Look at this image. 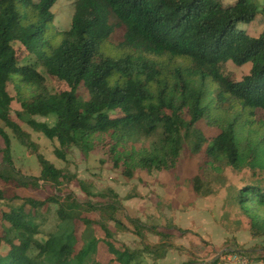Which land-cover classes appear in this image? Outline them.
<instances>
[{
  "label": "trees",
  "instance_id": "obj_1",
  "mask_svg": "<svg viewBox=\"0 0 264 264\" xmlns=\"http://www.w3.org/2000/svg\"><path fill=\"white\" fill-rule=\"evenodd\" d=\"M58 1L0 0V121L40 167L36 177L15 168L11 140L0 127V181L13 189L48 188L53 197L26 201L33 207L58 205L60 221L42 243L35 238L37 217L22 208L2 211L0 264H100L98 238L81 231L78 245L81 224L101 228L114 257L109 264H139L143 254L162 259L174 248L173 232L181 236L187 231L129 219L132 233L145 241L142 251L114 245L107 223L120 224L116 213L123 206L117 195L110 192V201L93 202L79 200L68 190L62 193L64 186L82 183L38 153L29 134L10 117L14 100L21 108L18 117L27 114L25 122L32 130L58 142L54 155L64 162L68 148L85 156L99 149L115 169L121 168L123 177L132 179L136 170H173L185 138L193 155L203 159L205 180H192L194 192L202 197L214 193L206 183L225 181L226 168H249L253 179L236 192L235 201L252 238H263L264 122H257L254 113L264 110V31L252 37L242 28L259 15L253 1L224 5L219 0H75L70 28L48 34L54 19L51 8ZM117 28L123 34L113 44L109 39ZM227 63L251 68L241 80L230 79L220 73ZM38 67L54 73L67 88L50 93ZM80 88L89 99L80 97ZM35 116L53 124L38 122ZM200 122L219 133L206 138ZM153 135L157 138L148 144L146 139ZM18 197L12 194L9 201ZM5 199L0 191V201ZM92 211L98 212L97 220L82 214ZM146 233L164 241L148 244ZM3 245L9 248L4 254ZM237 250L264 258V248L252 251L238 245Z\"/></svg>",
  "mask_w": 264,
  "mask_h": 264
},
{
  "label": "rangeland",
  "instance_id": "obj_2",
  "mask_svg": "<svg viewBox=\"0 0 264 264\" xmlns=\"http://www.w3.org/2000/svg\"><path fill=\"white\" fill-rule=\"evenodd\" d=\"M38 1L33 0L34 3ZM74 1L59 0L51 8L54 19L52 26L48 28V34H51L53 30L67 31L70 28L74 13ZM219 1L224 5H229L236 0ZM252 1L257 6L259 15L252 23L243 25L242 28L248 35L258 37L264 31V0ZM122 34L123 30L117 28L110 36V42L116 44L121 40ZM15 48L19 52L20 47L15 46ZM26 61L31 60L26 59ZM23 63L24 59L21 61V64ZM250 68V64L236 67L227 63L221 66L220 73L230 79L241 80L244 75L249 73ZM37 69L45 77L50 93L54 94L67 88L66 83L59 80L51 71L42 67ZM7 90L11 96L15 95L12 85H8ZM79 93L83 100L89 99L83 88L79 89ZM17 112H21V108L14 100L11 103L10 117L29 134L30 140L38 147V153L56 168L74 174L77 181L82 183L73 182V185L64 186L62 193L71 191L79 200H92L93 202L110 201L112 199L110 192L117 195L118 202L123 206V209H119L116 213V219L120 224L107 223L112 235L111 242L114 245L124 246L138 252L142 251L145 241L142 242L132 233L133 229L128 222L129 219H138L146 226L161 228L174 226L181 230H187L181 236L172 231L175 234L172 239L174 248L167 251L162 259H156L153 257L154 255L143 254L137 260L139 264H227L226 261L218 259L219 254H234L238 252V245L243 249L245 246L257 250L264 248V237L252 238L247 219L235 201L236 192L253 179L249 168H245L241 172L226 168L223 183L218 181L206 183V187L211 188L214 193L207 197L198 196L193 190L192 180L196 176L205 180L203 159L199 155H193L191 142L184 138L178 162L173 170H136L133 178L127 179L122 176L121 168L115 169L108 156L99 149L93 150L85 156L76 148H68L66 150L68 162L58 159L54 155L55 149H59L58 142L32 130L25 122L30 117L25 113H21V116L18 117ZM254 118L257 122H264V110H256ZM34 119L38 122L53 124L52 120L44 117L35 116ZM0 127L4 129L11 140V157L15 168L25 176H38L40 167L35 155L30 154V150L23 146L1 121ZM198 128L208 139L219 133L218 129L208 126L206 122H200ZM156 138L157 136L153 135L146 139V142L149 144ZM2 144L0 138V166L3 165ZM0 191H3L6 197L4 201H0V233L5 225L2 220V211L9 212L10 209L17 210L19 208H22L28 215L37 217L35 222L40 226L35 238L42 243L46 242L49 235L57 230L60 222L57 216L58 205L48 202L43 206L33 207L26 201L28 199L44 201L46 198L53 197L48 188L13 189L0 181ZM86 192L90 197H86ZM12 194L19 197L9 201ZM101 194H104L103 198L96 197ZM82 214L95 220L99 217L97 211L82 212ZM81 231H84L89 238L94 236L99 239L96 260L100 264H109L114 257L108 253L101 228L96 224H92L90 228L81 224L77 229L78 238ZM145 239L146 243L152 245L164 241L152 233H146ZM79 240L78 245L82 242L81 238ZM8 249L3 245L1 252L4 254ZM250 258L255 259V257Z\"/></svg>",
  "mask_w": 264,
  "mask_h": 264
},
{
  "label": "built area",
  "instance_id": "obj_3",
  "mask_svg": "<svg viewBox=\"0 0 264 264\" xmlns=\"http://www.w3.org/2000/svg\"><path fill=\"white\" fill-rule=\"evenodd\" d=\"M218 259H220L221 261H226L227 264H264V258L251 259L244 252H236L234 254L226 253L225 255L219 254Z\"/></svg>",
  "mask_w": 264,
  "mask_h": 264
},
{
  "label": "crops",
  "instance_id": "obj_4",
  "mask_svg": "<svg viewBox=\"0 0 264 264\" xmlns=\"http://www.w3.org/2000/svg\"><path fill=\"white\" fill-rule=\"evenodd\" d=\"M255 241V240H254ZM252 245V244H251ZM245 249H247V250H255L253 247H248V246H245Z\"/></svg>",
  "mask_w": 264,
  "mask_h": 264
}]
</instances>
